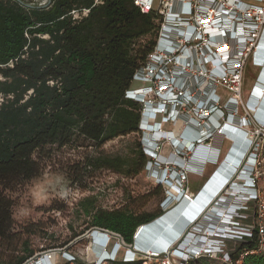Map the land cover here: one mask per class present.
<instances>
[{
  "label": "trees",
  "instance_id": "obj_1",
  "mask_svg": "<svg viewBox=\"0 0 264 264\" xmlns=\"http://www.w3.org/2000/svg\"><path fill=\"white\" fill-rule=\"evenodd\" d=\"M82 10H89L87 16L74 20L71 12ZM158 30V17L140 13L132 0H102L98 5L94 0H52L43 10L0 0V247L13 243L17 234L7 193L40 175L41 167L33 158L36 152L77 141L100 149L110 141L135 135L138 140L129 155L91 157L83 169L111 171L127 178L145 171L148 158L144 139L139 140L142 106L126 99L125 93L156 46ZM153 194H160L162 202L152 213L125 207L106 210L93 199L84 201L86 230L116 235L136 250L137 230L166 211L162 185L157 183ZM214 216L209 214L210 219ZM257 240L253 229L249 238L226 241V256L240 264H264V250L249 254L257 250ZM23 245L22 255L10 264H25L34 256L27 241ZM136 256L130 261L111 258L110 264H142ZM211 260L216 259L202 255L185 262ZM71 262L78 261L72 257Z\"/></svg>",
  "mask_w": 264,
  "mask_h": 264
},
{
  "label": "built area",
  "instance_id": "obj_2",
  "mask_svg": "<svg viewBox=\"0 0 264 264\" xmlns=\"http://www.w3.org/2000/svg\"><path fill=\"white\" fill-rule=\"evenodd\" d=\"M101 3L102 0H94L96 5ZM132 3L140 13L153 14L159 20L156 46L133 77V84L142 85L131 87L125 98L142 106L139 129L148 158L145 171L155 181L158 176L157 183L165 187L166 212L184 205L180 202L174 209H167L172 201L167 194L172 191L176 199L181 198L187 205L186 209L195 212L192 203L198 206L201 191L193 197L184 187L188 176L202 177L207 165L218 162L220 155L210 146L215 137L233 141L236 136L246 143L238 159L231 158L234 165L219 180L218 192L209 198V205L204 204L210 212L208 209L197 213L202 222H198L199 218L191 220L193 230L185 231L171 248L148 255L159 264H174V259L179 260L176 264H186L189 258L202 255L220 256L226 264H240L239 260L231 262L226 256V241L249 238L255 229L257 250L249 254L264 250V200L259 191V182L264 177V0H132ZM88 13L89 10L73 11L71 16L79 20ZM249 63L259 74L243 102L244 70ZM166 125L181 128L180 134L162 130ZM165 144L171 148L173 161L158 157ZM217 170L208 177L203 189L214 182ZM209 214L216 217L210 219ZM249 217L252 225H243ZM179 220L171 227V237L180 233L183 224L182 218ZM105 235L123 244L118 236ZM199 245L202 248L197 251ZM135 253L140 252L134 249ZM246 254H241L240 259ZM38 261L31 258L25 264Z\"/></svg>",
  "mask_w": 264,
  "mask_h": 264
},
{
  "label": "rangeland",
  "instance_id": "obj_3",
  "mask_svg": "<svg viewBox=\"0 0 264 264\" xmlns=\"http://www.w3.org/2000/svg\"><path fill=\"white\" fill-rule=\"evenodd\" d=\"M27 1L38 4L43 0ZM255 69L249 63L244 70L243 102L248 99L257 81L259 71ZM138 85L133 84V87ZM162 130L174 131L175 135L177 133L179 135L181 132V128L170 125L164 126ZM142 138L141 135L139 140ZM137 140V136L130 135L110 141L100 149H95L87 142L77 141L64 148L48 146L42 151L36 152L33 158L38 161L41 167L40 175L29 182L14 187L11 192L7 193L13 203V231L17 234L16 239L12 241L13 243H5L0 247V264L13 263L16 257L22 255L23 244L26 241L28 249L35 253L32 257L34 260L54 255L53 264H110L111 258L113 260L115 257L117 261L126 260L125 254L129 251L133 252L134 248L126 247L110 235L108 238L103 232L100 233L101 235L104 234L105 239L102 238L104 241L101 239L97 242L92 236L96 231L94 229L86 230L88 219L84 217L82 211L83 205H85L84 201L93 199L97 207L106 210L125 207L134 212H156L162 201L160 194H153V189L160 179L156 176L158 179L155 181V177L153 178L149 171H143L133 178H127L106 170H84L83 165L91 157H125L129 155L130 149ZM167 152L168 149L165 147L164 153ZM159 162L161 161L159 160ZM210 174V169L205 168L203 176L200 178L188 176V183L184 188H187L190 195L196 196ZM163 188L165 190V187ZM259 191L264 200V177L259 182ZM167 196L168 198L171 197L172 200L168 204V210L174 209L180 202L186 205L181 201V198H175L173 191ZM207 207H204L202 211H207L209 209ZM163 215H166V211ZM196 218L200 219L198 222H202L201 216ZM176 221L179 222V218ZM191 224H193L192 221L182 225L179 228L180 233L177 234L172 243L176 242L182 233L184 235L185 231L193 230ZM243 225L251 226L252 219L247 218L243 221ZM165 238L163 242H165ZM226 244L227 247L231 246ZM151 245V237H144L142 246L135 245L136 250L140 251V253H135L137 254L136 259H141L142 264L156 263L149 260L148 254L150 253L143 250V248ZM15 246L16 252L13 251ZM167 248H171V246ZM97 249L100 250L99 252L104 249L107 252H116V255L115 257L105 256V258H101ZM71 257L76 258L78 262H71ZM214 259L216 260L201 264H220V259L223 261V258L219 256L214 257ZM174 260V264L179 261L178 259Z\"/></svg>",
  "mask_w": 264,
  "mask_h": 264
},
{
  "label": "bare ground",
  "instance_id": "obj_4",
  "mask_svg": "<svg viewBox=\"0 0 264 264\" xmlns=\"http://www.w3.org/2000/svg\"><path fill=\"white\" fill-rule=\"evenodd\" d=\"M215 190H216V188H215ZM212 193H214V192H212ZM208 200H205V202H204L205 205L208 204ZM203 206L204 205H199V204L197 206L196 203H192V208L194 209L195 212H191L190 211V208H187L186 209L187 205H185V206L183 205L182 207H179V208L171 211L170 213L162 216L160 219H158L153 224L148 225V226H143V228H141L139 230V232L137 233V236H136V239H135V245L142 246L144 237H151L152 245L149 246V247L143 248V250L145 252H149L151 254V252H157V250H164V249H166L167 247L171 246L170 244L176 238V236L173 237L174 239H172V238L169 237L171 240L170 239H168V240L166 239L165 242H163L164 237H166L167 234L169 233V231H171V227H172L173 223L176 222V220L178 218H182V221H183L182 224L183 225L186 224V223H188L191 220H194L197 217V213H200L203 210V208H204ZM185 210H187V211L185 212ZM182 214L184 216H182ZM162 221H166V222L162 224V223H160ZM92 236L95 239V241H97V242L100 241L102 238L105 239L104 234L101 235V233L98 232V231L94 232ZM201 248H202V246L199 245L196 250L197 251H200ZM99 251L100 250H98L97 253L99 254V257H101V258H105V256L115 257V255H116V252H112V253L111 252H107L105 249L103 251L101 250V252H99ZM125 255H126L127 258L131 259V256H132V258L134 257V252L129 251V253H127ZM46 257H48V256H44L43 258H40L39 259L38 263H32V264H50V263L53 264L52 262H50V263L47 262L48 260L46 259ZM51 259L52 260H50V261H54V255H53V257H51Z\"/></svg>",
  "mask_w": 264,
  "mask_h": 264
},
{
  "label": "crops",
  "instance_id": "obj_5",
  "mask_svg": "<svg viewBox=\"0 0 264 264\" xmlns=\"http://www.w3.org/2000/svg\"><path fill=\"white\" fill-rule=\"evenodd\" d=\"M255 68V67H254ZM257 69V68H256ZM255 69V70H256ZM259 71V70H258ZM246 143L245 141H243L240 137H236L233 136V141H229L227 139H224V137L222 136H217L215 137L211 142H210V146L212 147L213 150H215V153H218L220 155L218 162L215 164L212 162V165H207L205 168L210 169L211 174H213L218 167L220 166L221 161L227 156L226 161L224 162V164H222L220 166V168L217 170L216 174H215V178H214V182H210L211 184L209 185V183L205 186V188L203 189L205 183L207 182V180L205 181V183H203L202 187L200 188V190L197 192V194L200 192L197 201L198 204L200 205H204L205 200H208L209 198H212L215 196L216 192L218 191V189L220 188L219 186V180H221L222 178L224 179V176H226L227 172H229V169L231 167H233V163L234 161L232 159H234L236 161V159H238V155L239 153H241L243 151V147H245ZM165 147H167L168 152L164 153V149ZM171 148L169 147L168 144H165L163 146V150L162 152L159 154V158L163 161H173L174 158L171 155ZM236 153V154H235ZM217 155H215L214 158H216ZM232 158V159H231ZM232 163H230V162ZM228 163H230L228 165ZM210 174V175H211ZM190 176H194L197 177L195 175H190ZM200 178V177H199ZM216 182V183H215ZM218 187H214L215 185ZM212 186V187H211ZM216 188V190H215ZM213 189V190H212ZM214 192V193H212ZM196 194V195H197ZM212 194V195H211ZM214 194V195H213ZM206 196V197H205ZM202 198V199H201ZM205 199V200H204ZM203 200V201H202ZM173 228V227H172ZM171 228V229H172ZM178 234V232H177ZM177 234L175 236H177ZM172 239H174L173 237H171ZM170 239V238H169ZM171 240V239H170ZM51 257L53 256H48L46 257V259L48 260L47 262H49L51 259ZM53 262V261H50ZM49 262V263H50Z\"/></svg>",
  "mask_w": 264,
  "mask_h": 264
},
{
  "label": "water",
  "instance_id": "obj_6",
  "mask_svg": "<svg viewBox=\"0 0 264 264\" xmlns=\"http://www.w3.org/2000/svg\"><path fill=\"white\" fill-rule=\"evenodd\" d=\"M14 1L16 3H18L19 5L23 6L24 8L30 9V10H43V9H46V8H48L51 5V2H52V0H44L41 3L34 4V3H31V2H28L27 0H14ZM168 213H170V211L166 212V214H168ZM158 219H160V218H158ZM158 219H156L154 222H156ZM154 222H152L151 224H153ZM141 228H143V227H140L138 229V231L135 234L136 236H137V233L139 232V230ZM94 231L103 232V231L97 230V229H94ZM103 233H107V232H103ZM136 236H134V244H135ZM128 248H130V247H128ZM131 248L133 249V247H131ZM132 251L134 252V249Z\"/></svg>",
  "mask_w": 264,
  "mask_h": 264
}]
</instances>
